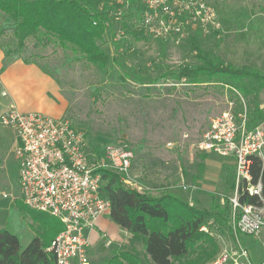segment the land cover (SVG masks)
<instances>
[{
    "label": "rangeland",
    "instance_id": "1",
    "mask_svg": "<svg viewBox=\"0 0 264 264\" xmlns=\"http://www.w3.org/2000/svg\"><path fill=\"white\" fill-rule=\"evenodd\" d=\"M212 5L213 23L184 18L180 34L146 31L139 39L124 32L121 24L124 20L129 28L140 27L136 9L132 10L134 14L126 13L120 20L109 17L102 46L111 59L104 69L85 60L68 61L70 50L55 44L40 47L33 38L27 39L21 54L7 56L3 48L13 50L15 40L11 30L3 28L0 18V78L7 64L30 63L36 69L28 67L26 72L24 69L15 72L21 83L22 98L30 97L29 87L37 82L39 70L52 77L65 104L63 115L59 116L56 109H51L49 112L53 114L48 115L67 118L83 130L91 152L95 144H126L134 154L130 178L141 191L153 195L172 191L200 209L213 211L212 205L218 204L214 212H220V219L211 217L200 227L217 243L214 259L224 246L236 242L230 205L225 204L235 189L227 184L230 175L234 179V161L231 157L200 151L198 142L211 119L225 111L236 116L256 111L264 120V85L253 79L226 76H213L200 83L176 82L170 78L150 83L166 70L198 62L191 49V36L196 37L213 60L236 67L249 66L264 73V0H214ZM112 33L117 34L115 38ZM114 41L118 43L117 49ZM5 96L0 93V99L5 100ZM9 111L0 104V117ZM14 138L11 127L0 125V208H9L15 201L9 209L6 228L17 234L25 246L40 229L39 222L22 208L25 204L18 185ZM168 142H173L172 147ZM262 236L264 231L258 236L237 234L249 252V261L255 264H259L258 256H262L264 249ZM125 250L135 252L139 264H152L144 251L143 240L130 238ZM198 250L197 247L173 264H186L196 258Z\"/></svg>",
    "mask_w": 264,
    "mask_h": 264
},
{
    "label": "built area",
    "instance_id": "2",
    "mask_svg": "<svg viewBox=\"0 0 264 264\" xmlns=\"http://www.w3.org/2000/svg\"><path fill=\"white\" fill-rule=\"evenodd\" d=\"M137 1L143 6L138 21L145 32L180 34L184 18L210 23L215 20L214 0ZM0 125L15 132L14 155L22 202L30 209L58 218L63 224L47 247L56 264H89L86 232L110 207L108 198L101 192V177L96 169L108 168L120 175L125 186L141 191L130 178L133 151L126 144L115 142L102 143L99 152H91L83 130L67 118L56 119L41 112L10 109L0 117ZM167 145L172 147L173 142ZM198 148L234 161L235 189L228 204L236 242L224 246L207 264H255L249 261V252L237 234L258 236L264 231L262 184L260 179L253 182L250 172L253 157L264 165V120L249 127L246 113L236 116L225 111L211 119ZM182 187L187 188L184 184ZM245 193L256 196L257 201L240 202V196ZM260 240L264 247V236Z\"/></svg>",
    "mask_w": 264,
    "mask_h": 264
},
{
    "label": "trees",
    "instance_id": "3",
    "mask_svg": "<svg viewBox=\"0 0 264 264\" xmlns=\"http://www.w3.org/2000/svg\"><path fill=\"white\" fill-rule=\"evenodd\" d=\"M137 11V21L143 6L137 0L119 3L117 0H0V18L4 29H10L15 40V48H3L5 55H19L24 50L28 38H33L35 45L46 47L51 44L70 50L68 61L85 60L104 69L111 59L102 43L107 29V19L120 20L126 13ZM120 12V13H119ZM139 23V21L137 22ZM123 31L139 39L143 37L144 28L127 27L121 21ZM116 33H112L115 38ZM191 49L197 63L185 65L176 70H166L150 83L160 78H170L180 82H206L213 76H226L233 79H253L264 85V73L249 66L236 67L222 60H213L199 45L196 37H190ZM115 49L118 43L114 41ZM119 63L118 58H112ZM122 79H124L121 76ZM247 116L248 126L263 122L258 112ZM89 146V145H88ZM99 152L100 144L90 148ZM96 172L101 177V192L110 202L108 216L121 229L131 232V239L143 240L144 251L152 264H173L174 260L184 257L190 251L199 248L196 258L186 264H201L211 260L218 251L217 243L208 232L200 229L213 217L220 219L218 204L212 209H200L191 206L178 194L168 191L160 195L139 191L127 187L120 175L105 167ZM252 181L260 179L264 198V165L256 157L252 158L250 167ZM234 177V176H233ZM228 185H234V179L227 178ZM256 196L246 193L240 196V202L254 203ZM228 204V199H225ZM27 209L39 229L33 238L22 246L17 234L6 227L0 228V264H56L55 257L47 249L51 240L63 228L62 222L42 211L22 205ZM204 245V246H203ZM135 252L129 250L115 253L105 264H139ZM185 264V263H184Z\"/></svg>",
    "mask_w": 264,
    "mask_h": 264
},
{
    "label": "crops",
    "instance_id": "4",
    "mask_svg": "<svg viewBox=\"0 0 264 264\" xmlns=\"http://www.w3.org/2000/svg\"><path fill=\"white\" fill-rule=\"evenodd\" d=\"M29 64L22 61H14L7 64L5 69H3L0 78V93H4L6 96L5 100L3 98L0 99L2 108L14 109L20 112H41L46 115L53 114L49 111L56 109L59 116L63 115L65 102L59 93L56 81L46 73L41 74L40 70L37 82L34 83L33 87H29L30 97L28 99L22 98L21 83L15 72H19L21 69H24V72L28 71V67H33L29 66ZM1 68L2 64H0ZM33 68L36 69L35 67ZM13 202H11L9 208H0V228L7 227V216ZM86 233L89 241V264H99L98 261L106 262L115 253L126 251L125 247L131 238V232L121 229L110 219L108 212L97 217L94 227ZM257 262L264 264V249L262 256H258Z\"/></svg>",
    "mask_w": 264,
    "mask_h": 264
}]
</instances>
